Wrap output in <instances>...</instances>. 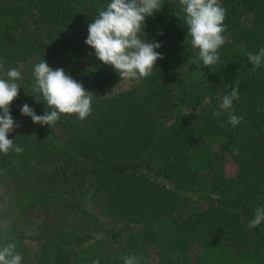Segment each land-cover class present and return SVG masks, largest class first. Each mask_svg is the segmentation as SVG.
Instances as JSON below:
<instances>
[{"label":"trees","instance_id":"1","mask_svg":"<svg viewBox=\"0 0 264 264\" xmlns=\"http://www.w3.org/2000/svg\"><path fill=\"white\" fill-rule=\"evenodd\" d=\"M161 2L141 36L164 58L120 80L85 43L110 0H0V61L23 75L8 136L23 152H0V248L22 264H264V222L248 227L264 207V63L247 59L264 47V0H219L226 42L208 67L192 62L179 0ZM42 60L94 93L86 119L22 115L50 110L33 91ZM235 82L233 127L220 104Z\"/></svg>","mask_w":264,"mask_h":264},{"label":"clouds","instance_id":"2","mask_svg":"<svg viewBox=\"0 0 264 264\" xmlns=\"http://www.w3.org/2000/svg\"><path fill=\"white\" fill-rule=\"evenodd\" d=\"M179 3L185 13L184 23L187 34L191 36V45L199 50L198 57L192 62L202 61L205 67L217 65L219 49L226 42L224 20L227 10L219 0H179ZM163 4L161 0H110L106 8L88 24L85 43L94 49L95 56L103 64L112 66L119 73L120 80L150 77L157 61L164 58L156 51L162 46L160 42H149L141 36V33H145L146 17L161 11ZM247 59L254 70L260 67L264 63V47L257 54L248 53ZM0 72L6 77L0 78V152L22 153L23 148L14 145V140L8 136L19 127L10 108L19 96L22 87L18 81L23 80V75L17 68L5 71L2 61ZM32 75L35 80L33 91L42 95V101L50 109L43 115H37L32 107L24 104L20 111L22 115L31 117L33 123L52 126L61 114H76L80 120H84L92 113L94 93L66 74L64 68L53 69L42 60L34 65ZM228 87H231L230 94L222 98L220 108L228 114L229 124L235 127L243 120V117L231 111L233 101L239 99V84L235 82ZM262 222L264 207H259L248 227L254 229ZM0 264H22V256L15 253L14 244L0 248ZM93 264H100L99 259L93 261ZM124 264H138V261L135 256H125Z\"/></svg>","mask_w":264,"mask_h":264}]
</instances>
